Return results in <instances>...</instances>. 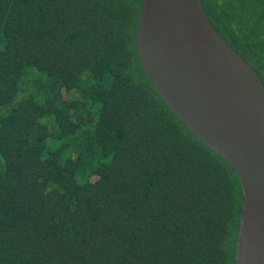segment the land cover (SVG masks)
Wrapping results in <instances>:
<instances>
[{
	"label": "trees",
	"instance_id": "trees-1",
	"mask_svg": "<svg viewBox=\"0 0 264 264\" xmlns=\"http://www.w3.org/2000/svg\"><path fill=\"white\" fill-rule=\"evenodd\" d=\"M264 84V0H201ZM141 0H0V264H234L242 191L147 78Z\"/></svg>",
	"mask_w": 264,
	"mask_h": 264
},
{
	"label": "water",
	"instance_id": "water-1",
	"mask_svg": "<svg viewBox=\"0 0 264 264\" xmlns=\"http://www.w3.org/2000/svg\"><path fill=\"white\" fill-rule=\"evenodd\" d=\"M135 47L165 103L237 174L234 264H264V84L213 26L201 0H141Z\"/></svg>",
	"mask_w": 264,
	"mask_h": 264
}]
</instances>
